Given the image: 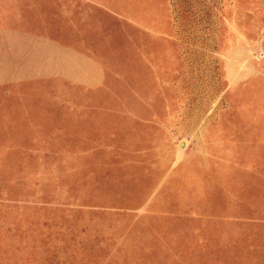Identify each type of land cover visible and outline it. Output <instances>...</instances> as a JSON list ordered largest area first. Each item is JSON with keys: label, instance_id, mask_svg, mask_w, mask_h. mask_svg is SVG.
Wrapping results in <instances>:
<instances>
[{"label": "rangeland", "instance_id": "rangeland-1", "mask_svg": "<svg viewBox=\"0 0 264 264\" xmlns=\"http://www.w3.org/2000/svg\"><path fill=\"white\" fill-rule=\"evenodd\" d=\"M106 1L89 88L0 0V264H264V0Z\"/></svg>", "mask_w": 264, "mask_h": 264}, {"label": "crops", "instance_id": "crops-1", "mask_svg": "<svg viewBox=\"0 0 264 264\" xmlns=\"http://www.w3.org/2000/svg\"><path fill=\"white\" fill-rule=\"evenodd\" d=\"M41 1L35 3L36 9L49 7L59 14L31 28L4 26V79L11 78V65L20 48L22 56L35 51L47 62L46 71L38 77L89 88L100 86L105 79L104 68L88 48L97 46L95 42L99 41L100 15L114 12L116 7L106 0Z\"/></svg>", "mask_w": 264, "mask_h": 264}]
</instances>
